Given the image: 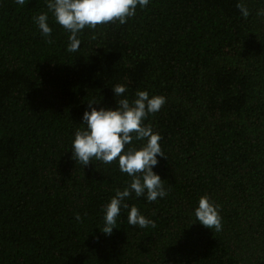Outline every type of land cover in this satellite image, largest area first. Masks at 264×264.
<instances>
[{
	"label": "trees",
	"instance_id": "obj_1",
	"mask_svg": "<svg viewBox=\"0 0 264 264\" xmlns=\"http://www.w3.org/2000/svg\"><path fill=\"white\" fill-rule=\"evenodd\" d=\"M262 12L264 0H150L123 25L86 27L71 53L47 0H0V264H264ZM121 83L130 100L166 97L144 123L162 137L167 195L128 200L155 228L122 209L106 235L103 206L131 177L116 161L82 166L71 143L88 101L116 107ZM205 194L219 232L192 222Z\"/></svg>",
	"mask_w": 264,
	"mask_h": 264
},
{
	"label": "clouds",
	"instance_id": "obj_2",
	"mask_svg": "<svg viewBox=\"0 0 264 264\" xmlns=\"http://www.w3.org/2000/svg\"><path fill=\"white\" fill-rule=\"evenodd\" d=\"M16 3L23 5L25 0H16ZM149 3L150 0H47V9L56 23L69 33L67 51L75 53L81 46L80 33L86 27L95 29L97 25L113 21L123 25L135 15L138 6L144 8ZM237 7L242 17L249 16L245 3L240 2ZM48 20L47 12L34 17V23L46 42L53 43V29ZM112 91L114 96L121 97L116 101V107H94L98 102L88 101V109L83 112L80 123L84 127L74 133L71 143L72 158L82 166L93 159L104 164L116 161L119 170L131 177L128 184L123 189H116L103 206L104 224L100 231L106 235H111L116 228L122 209L127 210L129 225L155 228V221L142 214L136 205H130L128 200L133 194L144 196L149 202L167 195L165 180L153 170L158 164V157H165L160 145L162 137L150 124L144 123L149 114L162 108L166 97L137 90L130 100L125 95L128 89L123 83L113 86ZM133 141L141 143L137 146ZM192 214V222L198 221L206 228L221 231L220 205L207 194L199 198ZM75 219L79 221L80 215L76 214Z\"/></svg>",
	"mask_w": 264,
	"mask_h": 264
}]
</instances>
